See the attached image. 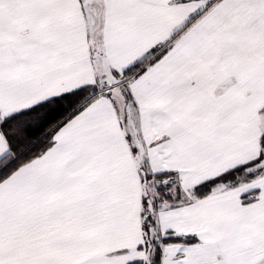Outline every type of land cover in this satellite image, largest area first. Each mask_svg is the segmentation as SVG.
I'll return each instance as SVG.
<instances>
[{"label":"snow or ice","instance_id":"6c2138e0","mask_svg":"<svg viewBox=\"0 0 264 264\" xmlns=\"http://www.w3.org/2000/svg\"><path fill=\"white\" fill-rule=\"evenodd\" d=\"M0 264H264V0H0Z\"/></svg>","mask_w":264,"mask_h":264}]
</instances>
